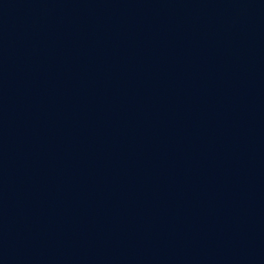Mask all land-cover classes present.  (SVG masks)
Here are the masks:
<instances>
[{"label": "water", "instance_id": "water-1", "mask_svg": "<svg viewBox=\"0 0 264 264\" xmlns=\"http://www.w3.org/2000/svg\"><path fill=\"white\" fill-rule=\"evenodd\" d=\"M0 264H264V0H0Z\"/></svg>", "mask_w": 264, "mask_h": 264}]
</instances>
